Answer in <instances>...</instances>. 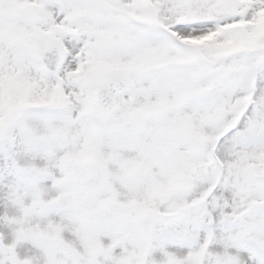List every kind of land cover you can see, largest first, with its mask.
<instances>
[{"label": "snow or ice", "instance_id": "1", "mask_svg": "<svg viewBox=\"0 0 264 264\" xmlns=\"http://www.w3.org/2000/svg\"><path fill=\"white\" fill-rule=\"evenodd\" d=\"M0 264H264V0H0Z\"/></svg>", "mask_w": 264, "mask_h": 264}]
</instances>
